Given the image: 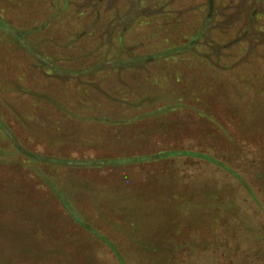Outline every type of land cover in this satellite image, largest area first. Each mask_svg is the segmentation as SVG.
Returning a JSON list of instances; mask_svg holds the SVG:
<instances>
[{"label": "rangeland", "instance_id": "1", "mask_svg": "<svg viewBox=\"0 0 264 264\" xmlns=\"http://www.w3.org/2000/svg\"><path fill=\"white\" fill-rule=\"evenodd\" d=\"M0 264H264V0H0Z\"/></svg>", "mask_w": 264, "mask_h": 264}]
</instances>
